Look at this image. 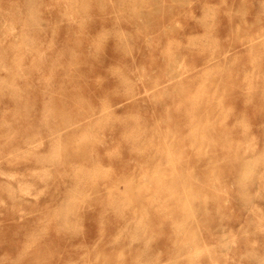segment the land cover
<instances>
[{
    "label": "rangeland",
    "instance_id": "obj_1",
    "mask_svg": "<svg viewBox=\"0 0 264 264\" xmlns=\"http://www.w3.org/2000/svg\"><path fill=\"white\" fill-rule=\"evenodd\" d=\"M0 264H264V0H0Z\"/></svg>",
    "mask_w": 264,
    "mask_h": 264
}]
</instances>
